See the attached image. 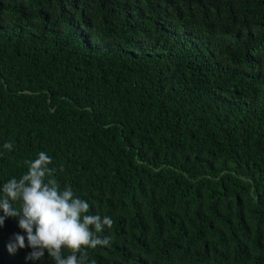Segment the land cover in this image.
<instances>
[{
  "label": "trees",
  "instance_id": "1",
  "mask_svg": "<svg viewBox=\"0 0 264 264\" xmlns=\"http://www.w3.org/2000/svg\"><path fill=\"white\" fill-rule=\"evenodd\" d=\"M41 151L87 264H264V0H0V187Z\"/></svg>",
  "mask_w": 264,
  "mask_h": 264
},
{
  "label": "clouds",
  "instance_id": "2",
  "mask_svg": "<svg viewBox=\"0 0 264 264\" xmlns=\"http://www.w3.org/2000/svg\"><path fill=\"white\" fill-rule=\"evenodd\" d=\"M3 147L12 150L14 145L6 142ZM25 163L27 171L20 178L13 177L0 187V227L13 217L24 233L10 237L7 251L11 254L29 247L32 251L26 259H40L46 251L55 264H87L83 250L109 243L98 234L111 228L112 219L89 214L87 201L76 196L71 187L61 189L54 178L55 169L49 167L52 157L45 152ZM65 250L70 254L62 255Z\"/></svg>",
  "mask_w": 264,
  "mask_h": 264
},
{
  "label": "water",
  "instance_id": "3",
  "mask_svg": "<svg viewBox=\"0 0 264 264\" xmlns=\"http://www.w3.org/2000/svg\"><path fill=\"white\" fill-rule=\"evenodd\" d=\"M22 91L26 92V93H31L32 92V91H29V90H22ZM48 101H50V100L48 99ZM51 110H53V108Z\"/></svg>",
  "mask_w": 264,
  "mask_h": 264
}]
</instances>
